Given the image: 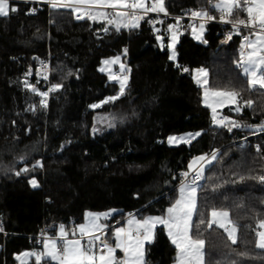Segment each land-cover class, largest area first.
I'll return each instance as SVG.
<instances>
[{
    "label": "trees",
    "instance_id": "1",
    "mask_svg": "<svg viewBox=\"0 0 264 264\" xmlns=\"http://www.w3.org/2000/svg\"><path fill=\"white\" fill-rule=\"evenodd\" d=\"M214 1L165 0V8L168 14L213 11ZM9 2L17 10L0 17V224L8 233H0V264H19L18 255L39 249L36 237L44 227L54 236L60 225L68 230L83 223L87 212L113 211L110 226L122 225L131 213L166 215L190 163L213 152L217 159L198 184L193 219L205 224L192 231L206 242L205 264H264L255 232L264 220V182L258 179L264 176V130L257 129L264 126V90L249 88L237 66L238 43L220 44L209 25L203 42L192 31L180 37L172 60L169 39L161 45L147 22L117 30L106 21L77 20L69 8ZM237 15L246 13L234 20ZM115 57L131 69L123 95L99 70ZM44 59L51 61L52 82L61 85L48 110L26 77ZM201 68L209 89L240 93L242 110L224 108L221 116L250 129L217 126L194 78ZM248 100L251 107L244 106ZM98 113L108 117L103 128L94 123ZM188 132L199 135L189 144H167L170 135ZM213 209L229 213L238 228L236 244L224 230L207 227ZM176 253L158 227L145 261L173 264ZM41 264L53 263L42 258Z\"/></svg>",
    "mask_w": 264,
    "mask_h": 264
},
{
    "label": "snow or ice",
    "instance_id": "2",
    "mask_svg": "<svg viewBox=\"0 0 264 264\" xmlns=\"http://www.w3.org/2000/svg\"><path fill=\"white\" fill-rule=\"evenodd\" d=\"M51 2V0H50ZM52 7L71 8L77 13V19L88 18L90 20H103L113 25L117 30L121 26L139 27V22L149 12L164 13L167 15L165 0H60L59 3L52 2ZM213 7L221 13L222 22L231 23L239 33L240 28H248L251 31V37L245 36L244 43L241 45V52L237 66L242 68L243 74L247 77V84L252 90H264V0H219ZM103 9H112L111 13ZM15 7L11 11H16ZM9 0H0V16L9 15ZM239 12L246 13L244 19L237 15L235 20L232 19L234 14ZM193 17L201 20H212L215 17L210 16L207 12L196 11L192 13ZM176 25L169 26V32L172 33L173 45L175 43ZM200 33L203 32L204 24L199 25ZM104 31H108L107 28ZM193 35L200 38L195 27ZM254 37V38H252ZM159 39V37H158ZM228 39H231L229 35ZM176 53L173 50L172 59H175ZM106 65L119 63V57L112 61H105ZM121 71H124V65H120ZM105 69H101L104 71ZM188 71L187 68L183 69ZM109 78L115 79V75L108 69ZM208 72L201 68L197 70L196 81L205 87V104L212 109L213 120L222 127L240 128L241 125L228 121L227 118L217 119L216 113L218 107L226 104L236 105L240 98V93L236 90L228 89H209ZM46 78V77H45ZM127 76L120 81V94L123 95L126 85ZM28 87H32L28 85ZM61 85H56L53 90L58 89ZM32 91H36L32 88ZM40 96L47 97L46 92L37 93ZM118 97H110L103 103L114 101ZM251 100L245 101L244 106L251 107ZM93 105L92 107H100ZM236 111H241L239 106ZM190 134L187 137H169V143H190L195 136ZM217 159V153L213 152L211 157L201 156L192 161L189 166L194 175L190 182H185L180 187L179 199L167 209L164 216L148 217L136 219L130 217L127 221V227L115 229V245H110L103 236L106 235V225L100 223L101 219H107L108 213L87 214V223L80 224L78 228L73 229L71 233L65 229L64 225L59 227V237L48 238L43 244L41 252H25L22 257L18 256L20 264H28L30 257H35V264H41L42 258L55 261L56 264H146L145 261V244L150 243L155 234L157 225H163L167 229V234L171 243L177 250L176 264H205V240L194 238L192 235L193 228L205 224L204 219H199L196 225L193 224V215L196 214L197 208V188L198 181L204 179V166L202 162L211 163ZM27 169H25L26 171ZM186 181L189 173H183ZM243 179V178H241ZM264 182V176L258 178ZM33 186L35 181L32 182ZM223 228L228 235V239L233 244L237 243V226L229 219L227 211H217L213 209L211 219L207 222V227L211 229L213 225ZM258 229L255 230L257 243L256 247L264 249V220L258 222ZM2 230V229H0ZM75 237V238H70ZM99 242V246L98 243ZM119 250L123 253V258H118L116 252Z\"/></svg>",
    "mask_w": 264,
    "mask_h": 264
},
{
    "label": "built area",
    "instance_id": "3",
    "mask_svg": "<svg viewBox=\"0 0 264 264\" xmlns=\"http://www.w3.org/2000/svg\"><path fill=\"white\" fill-rule=\"evenodd\" d=\"M52 2L59 3L60 1L51 0L50 2V0H48L44 4H47V6L50 8L52 7ZM210 8L213 9L212 3L210 4ZM107 11L108 13H111L112 9H109ZM196 11H199V10L189 9V10L183 11L182 13H178V14H168L167 13V15H165L164 13L149 12L147 15L144 16L142 20H140L139 25L142 24L143 22H147L148 27L152 30V32L156 35L157 38L159 37L158 40H164L166 38L169 39L172 36V33L169 32L170 25H176V28L174 29V31H175V35H177L179 38L186 35L189 31H193V27L197 28L198 25L201 23H203L206 27L209 25L215 26L216 28L215 35L218 37V42L222 45H229L232 42L236 41L238 43L240 51H241V45L244 43L245 36L251 37L252 30L248 28H240L239 33H237V29L234 28L231 23L222 22L220 19L221 13L219 11H215L214 9L213 11H204V12H207L210 16L215 17V19H212V20H208V19L201 20L199 18L193 17L192 13ZM75 17L77 19L76 12H75ZM77 20H89V19L84 18V19H77ZM229 35H231V39H228ZM130 73H131V69L127 67V70H126L127 76ZM51 75H52V64H51L50 59L40 60L26 74L27 78H31L34 80L36 94L39 92L47 93L46 98L37 94L38 97L40 98V107L44 110L49 109L52 96L56 94L61 88L59 87L58 89L53 90L57 84L52 82ZM115 76L122 77L123 74L117 71L115 72ZM114 97H118V94L115 95ZM224 118H227L225 123H227L228 121H231L226 116H220L218 120L224 119ZM217 126L228 130V127H222L219 124H217ZM248 129H250V127L241 125L240 128H232L230 132H233L234 130L244 132ZM245 140L246 138L242 139L241 141H245ZM193 175L194 173L189 174L187 181L185 177L182 175L183 181L190 182ZM202 180L198 181L197 183L200 184ZM111 219L112 217L107 218L106 222L109 223ZM0 227L1 229H3L4 226L2 223L0 224ZM73 229L75 228L72 227L71 229H68L69 233H71ZM0 233L4 237L8 235V233L4 230H0ZM48 238H55V237L51 236L49 227H44L41 233L37 235L36 237L37 243L39 245V249L35 252H39L42 250L43 243ZM70 238H73V237L70 236ZM103 239L106 240L104 236H103ZM97 243L99 246V242Z\"/></svg>",
    "mask_w": 264,
    "mask_h": 264
},
{
    "label": "rangeland",
    "instance_id": "4",
    "mask_svg": "<svg viewBox=\"0 0 264 264\" xmlns=\"http://www.w3.org/2000/svg\"><path fill=\"white\" fill-rule=\"evenodd\" d=\"M48 0H45V3L47 2ZM54 1H60V0H54ZM152 2V0H148V3H151ZM215 3H218L219 2V0H215L214 1ZM9 8L11 9V4H10V2H9ZM69 9H71V8H69ZM73 10V9H72ZM109 10V9H108ZM103 11H105V12H107V10L105 9H103ZM0 17H2V16H0ZM96 21H103V20H96ZM200 25V24H199ZM199 25H198V27L196 28V30H197V33L198 34H200V38L198 39V38H196V36H194L193 35V33H192V37L194 38V40L195 41H197V42H203L204 41V35H205V32H206V26L204 25V29H203V32L202 33H200V29H199ZM132 28V27H131ZM160 41V43H161V45L163 44V42H162V40H159ZM178 42H179V37L177 36V35H175V43H174V46L173 47H170V45H173V39H172V36L169 38V43H168V48H169V51H170V57L172 56V52H173V50L175 51V53H176V46H177V44H178ZM115 58H117V57H115ZM115 58H110V59H107V60H104L103 61V63H102V65H101V67L99 68V70L101 71V69H105L104 71H101V72H103V73H106L107 75H108V78H109V72H108V69L110 68L111 69V72L115 75V72H117V71H119V72H121L122 74H123V76L122 77H116L115 79H110L109 78V82H111V83H115L118 87H119V90H120V81L124 78V76L126 75L127 76V74H126V70H127V66H126V64L123 62V60H122V58L121 57H119V63H115V64H108V65H106L104 62L105 61H112V60H114ZM176 58H177V54H176V57H175V59H172V60H176ZM121 64H123L124 65V71L122 72L121 71V68H120V65ZM242 72H243V70H242ZM195 73H197V70L195 71ZM194 78H195V76H194ZM127 81H128V76H127ZM127 81H126V84H127ZM200 85V84H199ZM126 86V85H125ZM201 87H202V89H203V104L206 106V104H205V98H204V93H205V87L204 86H202V85H200ZM97 105H101L102 106V103H100V104H97ZM239 105V99H238V101H237V104L236 105H233V104H226V105H224L223 107H218L217 108V113H216V115H218L219 114V112H221L222 111V109H224V108H236L237 106ZM100 106V107H101ZM100 107H95V108H100ZM208 107V106H207ZM209 109L211 110V112H212V109L209 107ZM94 123L96 124V126L98 127V128H103L104 126H106L108 123V117L107 116H105L104 114H101V113H98V114H96L95 115V117H94ZM197 132H188V133H182V134H174V135H170L169 137H187V136H189L190 134H192V135H194V134H196ZM169 137L167 138V144L169 145V146H178V145H181V144H189V143H178V144H176V143H173V144H170L168 141H169ZM198 137V135L197 136H195V138L194 139H192L191 140V142L193 141V140H195L196 138ZM201 157V156H200ZM198 158V157H197ZM197 158H195V159H193V160H196ZM210 158V157H209ZM213 162V161H212ZM211 162V163H212ZM203 163V166H204V170L206 169V167L209 165V164H211V163H207L206 161L205 162H202ZM192 164V162L190 163V165ZM189 165V166H190ZM189 174H191V173H193L192 172V169L189 167V172H188ZM33 181H35V185L36 186H33ZM185 182L184 181H182L181 182V184H180V187L184 184ZM31 185L33 186V187H38L39 186V183H38V181L36 180V179H34V180H31ZM180 187H179V190H180ZM197 191H198V188H197ZM179 195H180V192H178V197H177V199H179ZM217 211H224V210H217ZM212 212V211H211ZM89 212H87L86 214H85V219H84V221H83V223H81V224H84V223H87V214H88ZM91 213H93V214H105V213H108V214H110V215H108V218L109 217H112L113 215H114V212L113 211H108V212H102V213H99V212H91ZM194 216H195V214L193 215V219H194ZM130 217H135L136 219H144V218H148V217H156V216H145V217H140V216H138V215H136L135 213H131V214H128L126 217H125V219H124V223L122 224V225H118V224H113V225H109V224H105L107 227L105 228V229H111L112 228V231L107 235V238H108V240H111L112 241V243H114V244H111L110 243V245H115V243H116V241H115V229H117V228H120V227H127V221H128V219L130 218ZM211 219V213H210V216H209V220ZM229 219H230V216H229ZM106 220L107 219H101V221H100V223L101 224H103L104 225V222H106ZM233 223V222H232ZM80 224H78L77 226H75L74 228L76 229V228H78V226H79ZM214 226H216V227H218L217 225H215L214 224ZM158 227H164L163 225H157V227H156V229L158 228ZM218 228H220V227H218ZM65 229L67 230V228L65 227ZM156 229H155V232H156ZM164 229H165V231H166V233H167V229L164 227ZM220 229H222V230H224L223 228H220ZM168 235V234H167ZM59 237V228H58V230H57V233H56V235H55V238H58ZM169 237V236H168ZM73 238H75V237H73ZM154 238H155V234H154ZM154 238H153V240L150 242V243H146L145 244V250H146V246L148 245V244H151L153 241H154ZM170 239V238H169ZM46 241V240H45ZM44 241V242H45ZM171 241V240H170ZM44 244V243H43ZM174 246V245H173ZM175 247V246H174ZM44 249L42 248V250L41 251H43ZM41 251H39V252H41ZM25 252H35V251H24V252H22L20 255H18V256H21L22 257V255H23V253H25ZM121 253V254H120ZM119 254H120V256H119ZM17 256V257H18ZM116 256L118 257V258H123V253L122 252H120L119 250H117V252H116ZM176 257H177V253H176ZM18 260V259H17ZM30 260V259H29ZM18 263L20 264V260H18ZM52 263L53 264H56V262L55 261H52ZM173 264H176V261L173 263Z\"/></svg>",
    "mask_w": 264,
    "mask_h": 264
},
{
    "label": "crops",
    "instance_id": "5",
    "mask_svg": "<svg viewBox=\"0 0 264 264\" xmlns=\"http://www.w3.org/2000/svg\"><path fill=\"white\" fill-rule=\"evenodd\" d=\"M10 1V0H9ZM12 1H24V2H32V3H38V4H44L45 3V0H12ZM150 4V3H149ZM215 4V2H213L212 3V6ZM213 9L215 10V11H218V10H216L214 7H213ZM105 10V9H104ZM106 10H108V9H106ZM108 12V11H107ZM192 33H193V31H192ZM252 38H254V37H252ZM163 41V40H162ZM194 76H195V81H196V73L194 72ZM207 79H208V77H207ZM196 83H197V81H196ZM198 84V83H197ZM127 85V84H126ZM199 85V84H198ZM126 87V86H125ZM240 108H241V110H242V106L239 104L238 105ZM235 110H236V108H234ZM223 110V109H222ZM212 115H213V113H212ZM222 114H221V112H219V114L218 115H216L217 116V119L221 116ZM258 130H264V126L263 127H259V128H257ZM105 224H108V222H104V225ZM108 231V229H105V233ZM56 235V234H55ZM55 235H54V237H55ZM104 237H105V239H106V241L110 244H114V243H112V241L111 240H108V238H107V236L106 235H104ZM0 249H1V247H0ZM121 254V253H120ZM120 254H119V256H120ZM31 258V257H30ZM29 258V259H30Z\"/></svg>",
    "mask_w": 264,
    "mask_h": 264
},
{
    "label": "bare ground",
    "instance_id": "6",
    "mask_svg": "<svg viewBox=\"0 0 264 264\" xmlns=\"http://www.w3.org/2000/svg\"><path fill=\"white\" fill-rule=\"evenodd\" d=\"M39 62V61H38Z\"/></svg>",
    "mask_w": 264,
    "mask_h": 264
}]
</instances>
